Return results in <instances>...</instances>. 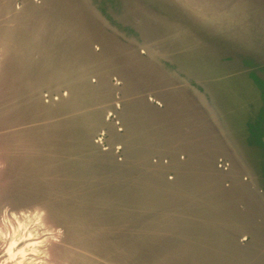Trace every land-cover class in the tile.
Masks as SVG:
<instances>
[{
    "label": "water",
    "instance_id": "95a60500",
    "mask_svg": "<svg viewBox=\"0 0 264 264\" xmlns=\"http://www.w3.org/2000/svg\"><path fill=\"white\" fill-rule=\"evenodd\" d=\"M13 1L4 43L27 88L54 77L72 113L109 110L118 131L99 149L69 126L72 221L110 236L116 264H264V36L221 20L264 0Z\"/></svg>",
    "mask_w": 264,
    "mask_h": 264
},
{
    "label": "rangeland",
    "instance_id": "374dc122",
    "mask_svg": "<svg viewBox=\"0 0 264 264\" xmlns=\"http://www.w3.org/2000/svg\"><path fill=\"white\" fill-rule=\"evenodd\" d=\"M7 2L6 8L10 4L19 8L17 1ZM247 5L234 2L235 11L221 17L232 36L244 41L264 36V15L253 18L256 7ZM227 6L232 9L229 2ZM5 17L0 12V264H116L119 256L116 249L113 253L110 236L98 241L100 237L83 227L82 219L74 222L70 218L69 174L59 167L69 165L70 125L79 132L84 125L86 137L99 149L97 135L101 133L108 135L111 147L119 145L118 131L107 120L110 111L104 113L106 122L98 124L92 116L84 121L80 110L71 112L66 83L54 77L27 88L26 79L32 76L25 73L19 59L9 56L8 43H4L8 40ZM76 211L82 217L81 209ZM107 230L109 235L113 231L108 226Z\"/></svg>",
    "mask_w": 264,
    "mask_h": 264
},
{
    "label": "bare ground",
    "instance_id": "6f19581e",
    "mask_svg": "<svg viewBox=\"0 0 264 264\" xmlns=\"http://www.w3.org/2000/svg\"><path fill=\"white\" fill-rule=\"evenodd\" d=\"M188 41H189V43L191 42L189 39H188ZM107 113V112H106ZM111 130V129H110ZM112 133V132H111ZM115 133V132H114ZM116 136V135H115ZM114 136V137H115ZM112 137V136H111ZM116 138V137H115ZM111 139H113V138H111ZM107 141V140H106ZM113 141H114V139H113ZM100 142V141H99ZM101 148V147H100Z\"/></svg>",
    "mask_w": 264,
    "mask_h": 264
}]
</instances>
